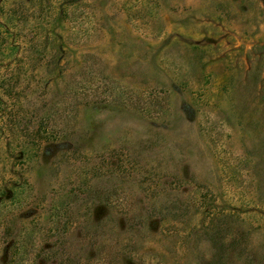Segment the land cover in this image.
Returning a JSON list of instances; mask_svg holds the SVG:
<instances>
[{
	"label": "rangeland",
	"instance_id": "obj_1",
	"mask_svg": "<svg viewBox=\"0 0 264 264\" xmlns=\"http://www.w3.org/2000/svg\"><path fill=\"white\" fill-rule=\"evenodd\" d=\"M0 45V264H264V0H0Z\"/></svg>",
	"mask_w": 264,
	"mask_h": 264
},
{
	"label": "trees",
	"instance_id": "obj_2",
	"mask_svg": "<svg viewBox=\"0 0 264 264\" xmlns=\"http://www.w3.org/2000/svg\"><path fill=\"white\" fill-rule=\"evenodd\" d=\"M62 10L64 11V9H63V7H62ZM0 47H1V45H0ZM51 121V117L50 116H45L43 119H42V122L41 123H39V125H38V129H37V131H38V133L39 134H47L48 133V129H49V122ZM51 128H52V126H50ZM50 135V134H49ZM19 252H20V255H23V254H28L29 252H30V250H28V249H24V246L25 245H22V244H19ZM18 263L19 264H22L23 263V259H22V257L21 258H19V260H18Z\"/></svg>",
	"mask_w": 264,
	"mask_h": 264
}]
</instances>
